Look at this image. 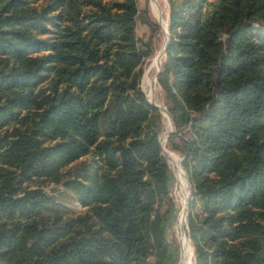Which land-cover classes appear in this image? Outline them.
<instances>
[{
	"label": "trees",
	"instance_id": "16d2710c",
	"mask_svg": "<svg viewBox=\"0 0 264 264\" xmlns=\"http://www.w3.org/2000/svg\"><path fill=\"white\" fill-rule=\"evenodd\" d=\"M167 2L157 81L196 263L264 264V0ZM138 14V0H0V264L176 262Z\"/></svg>",
	"mask_w": 264,
	"mask_h": 264
},
{
	"label": "rangeland",
	"instance_id": "374dc122",
	"mask_svg": "<svg viewBox=\"0 0 264 264\" xmlns=\"http://www.w3.org/2000/svg\"><path fill=\"white\" fill-rule=\"evenodd\" d=\"M156 1H157L158 9L154 7L153 0H138L139 14H138L137 26H136L137 36L141 44L148 43L149 48L152 52L151 55L145 60V63L143 65V75L141 78L140 85L148 101L155 104L157 103V105H160L166 109V106L164 104V92L162 90V87L159 85L157 78H155L157 71L160 69L162 65L165 55L162 54L159 67L155 59V56L162 50L164 43L168 38L167 24H168V16H169V5L167 0H156ZM144 10L147 11V14H144ZM147 19L151 20L153 23H155L158 26V28L155 31H153V29L145 23V20ZM164 24L166 26L165 29L167 36L165 35L164 32ZM152 80H154L153 85H151L150 83V81ZM169 117L171 116L167 115V117H165L162 114L163 127L159 136L162 147L165 150V157L169 164L170 172L172 174V178L170 181V192L175 202V208L165 224V228H166L165 230H166L167 239L170 242L175 241L178 245V256L174 264H180V259H181L180 248L182 244L181 236L185 234V237H187V239L189 238L187 216L185 219V223L183 225L181 222V215L185 210V199L186 198L189 199L190 197V189H189L188 179L186 180V171L184 170L181 164L182 156L177 151L171 149L170 144L168 143L169 135L175 131L174 124H172L173 121L171 122ZM172 129L173 132H171L167 136V132ZM168 153H172L174 157L177 159V162L181 168L180 172L175 171V168L172 165L170 158L168 157ZM44 190L48 194L52 195L58 202L68 207L69 209L75 212H78L82 209L80 204L76 201L75 196L69 190H67L62 184H50L45 186ZM194 261L195 264H197L195 260V255H194Z\"/></svg>",
	"mask_w": 264,
	"mask_h": 264
},
{
	"label": "bare ground",
	"instance_id": "6f19581e",
	"mask_svg": "<svg viewBox=\"0 0 264 264\" xmlns=\"http://www.w3.org/2000/svg\"><path fill=\"white\" fill-rule=\"evenodd\" d=\"M153 5L154 7H156L158 9V6H157V1L156 0H153ZM159 5V4H158ZM166 26L164 24V32H165V35L167 36L166 34ZM161 56H162V50L155 56V59L158 63V67L160 65V62H161ZM163 63V62H162ZM156 78V77H155ZM151 80V79H150ZM151 85H153L154 83V80L150 81ZM148 87V86H147ZM152 88V87H151ZM150 88V89H151ZM153 89V88H152ZM152 91V90H151ZM154 94V93H153ZM148 95V94H147ZM157 104V103H156ZM160 106V105H159ZM162 108V106H160ZM163 115L165 117H167V115L163 112ZM166 133V132H165ZM163 139V138H162ZM168 157L170 158L171 162H172V165L174 166L175 168V171L176 172H180L181 171V168L177 162V159L174 157V155L172 153H168ZM181 222L182 224L184 225L185 223V217H184V212L182 213L181 215ZM186 226V225H185ZM184 226V227H185ZM183 232V231H182ZM182 234V233H181ZM180 234V235H181ZM182 243V244H181ZM181 259H180V264H195V261H194V255H193V249H192V246H191V243L190 241L187 239V237H185V234H183L181 236Z\"/></svg>",
	"mask_w": 264,
	"mask_h": 264
},
{
	"label": "water",
	"instance_id": "95a60500",
	"mask_svg": "<svg viewBox=\"0 0 264 264\" xmlns=\"http://www.w3.org/2000/svg\"><path fill=\"white\" fill-rule=\"evenodd\" d=\"M167 32H168V24H167ZM168 43H169V33H168V38L166 39V41H165V43H164V46H163V48H162V54H165V50H166V47H167V45H168ZM161 71V67H160V69L157 71V73H156V78H157V76H158V73ZM149 103H151L152 105H154L155 107H157L158 109H159V111H160V113L161 114H163V112L165 113V114H167L168 116H169V114H168V112H167V110L165 109V108H161L159 105H157V104H155V103H152V102H150L149 101ZM170 118V120H171V122H172V119H171V117H169ZM173 124V123H172ZM171 132H173V129L172 130H170V131H168L167 132V136L171 133ZM160 142H161V140H160ZM163 148V147H162ZM163 154L165 155V150L163 149ZM186 180H187V175H186ZM188 198H186L185 199V210H184V217H185V219H186V216H187V211H186V208H187V205H188ZM187 226H188V222H187Z\"/></svg>",
	"mask_w": 264,
	"mask_h": 264
},
{
	"label": "built area",
	"instance_id": "2783aa9c",
	"mask_svg": "<svg viewBox=\"0 0 264 264\" xmlns=\"http://www.w3.org/2000/svg\"><path fill=\"white\" fill-rule=\"evenodd\" d=\"M189 239V238H188ZM190 240V239H189Z\"/></svg>",
	"mask_w": 264,
	"mask_h": 264
}]
</instances>
